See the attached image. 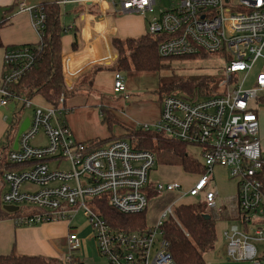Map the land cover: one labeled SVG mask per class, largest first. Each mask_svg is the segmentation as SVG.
<instances>
[{"label":"built area","instance_id":"obj_1","mask_svg":"<svg viewBox=\"0 0 264 264\" xmlns=\"http://www.w3.org/2000/svg\"><path fill=\"white\" fill-rule=\"evenodd\" d=\"M170 0L167 8L147 20V32L161 35L159 54L163 57L195 55L201 51L220 54L226 59L221 91L202 96L196 92L185 97L179 91L163 96L161 112L152 123H138L135 130L162 134L187 145L199 147L205 172L184 189L179 182L151 184L156 165L153 151L136 148L127 139H116L93 147L76 138L66 121L69 108L64 97L57 104L35 103L21 99L10 88L34 65L37 50L15 45L6 48L4 72L0 76V104L11 100L34 105L28 127L21 133L17 148L7 154L11 168L2 172L7 188L3 205L17 206L15 220L21 225L50 221H72L81 209L92 227L100 255L108 264H177L163 225L174 215V203L161 214L156 225L147 231H123L109 225L93 207V199L107 196L109 204L122 213H140L149 204L150 188L161 194L176 192L200 197L210 210L217 208L218 189L211 188L214 168H229L235 179L234 213L241 225L224 231L227 256L232 260L264 264L254 241H264V227L256 224L264 218V139L260 136L261 102L264 90V67L257 72L254 86L243 87L239 76L246 77L260 59L264 61V0ZM56 5L76 3L82 6L108 4L115 12H153L158 0H53ZM244 5L246 10H239ZM19 11H29L34 29L43 38L46 13L42 6L21 1ZM103 12L106 9L103 8ZM8 20V19H6ZM40 43V42H39ZM38 44V43H37ZM115 94L128 97L126 75L114 73ZM45 142L33 144L39 133ZM69 162L63 169L61 162ZM52 161V162H51ZM57 167H52L53 164ZM152 185V186H151ZM26 186V188H24ZM16 211V212H17ZM69 252L62 261L85 264L80 257L81 245L76 231L69 225Z\"/></svg>","mask_w":264,"mask_h":264},{"label":"trees","instance_id":"obj_2","mask_svg":"<svg viewBox=\"0 0 264 264\" xmlns=\"http://www.w3.org/2000/svg\"><path fill=\"white\" fill-rule=\"evenodd\" d=\"M46 13V27L43 38L38 44H22L30 46L37 50L36 59L31 70L21 77L17 82L11 85V89L21 99H33L41 96L47 103L57 104L61 97H64V105L68 96H74V88L67 87L64 75V53L62 46V37L67 32L66 25L62 21V7L54 2L41 3ZM13 9V6L7 8ZM5 22V21H4ZM3 24L0 23V26ZM161 35H151L146 32L138 37H113L111 39L112 47L117 54L111 65L97 66L92 72L84 74L77 82L81 90L79 93L88 94L94 89L93 76L98 70L111 68L116 71L126 72L135 70L137 72L159 71L167 67L164 59L174 57H163L159 54V43ZM2 41L0 38V46ZM15 46V45H14ZM73 50L78 49V40L75 34L72 43ZM213 55L201 51L195 55L180 56L199 57ZM160 87L157 91L159 95V106L161 112V103L163 96L179 91L183 96L188 97L196 94L202 96L212 93L207 90L212 87L215 80L210 76H201L198 78L174 77L170 82H164L160 78ZM264 104V96L260 98ZM101 119L107 123L111 129L116 119L113 112L104 104H100ZM160 115V113H159ZM16 122L19 123V116H16ZM15 122L12 123L10 131L13 130ZM126 128V127H125ZM8 131V143L0 146V165L11 168L7 161V154L11 149L13 142L12 134ZM136 138L134 142L133 139ZM116 139H127L136 148L147 149L158 154L161 163L165 165H179L189 173L201 174L205 172V166L199 160L194 159L187 151L188 145L174 140L162 134H155L150 131L125 129V132L119 136H113L109 139L88 140L93 147H100ZM264 174V170H263ZM264 179V177H263ZM158 193L150 188L148 192L149 201L156 197ZM93 207L98 214L113 228L123 231H147L153 226L146 223V211L140 213H122L113 208L107 196L96 197L92 201ZM148 208V207H147ZM31 210H28L29 212ZM26 211L8 212L0 202V218L14 217ZM207 215H210L207 217ZM164 235L170 243V252L177 264H207L205 253L212 250L217 241L216 219L213 213L209 211L205 201L195 203H184L175 207L174 215L169 216L163 225ZM0 264H67L61 259L46 257L43 255L20 254L13 250L8 254H0Z\"/></svg>","mask_w":264,"mask_h":264},{"label":"rangeland","instance_id":"obj_3","mask_svg":"<svg viewBox=\"0 0 264 264\" xmlns=\"http://www.w3.org/2000/svg\"><path fill=\"white\" fill-rule=\"evenodd\" d=\"M238 0H232V3L229 4L231 8L238 9L236 4ZM170 5V0H158V4L156 5L153 12H149L146 16L142 15L146 27H147V20L157 14H159L161 9L167 8ZM239 10H246V7L242 5ZM5 8L0 7V12L4 13ZM94 13L96 16H100V12L95 7ZM110 16H112L115 21L121 23L119 25H127L133 23L140 25L141 21L137 18H128L125 15H122L119 12H115L111 10L108 12ZM139 15L134 14L133 16ZM141 15V14H140ZM138 21V22H137ZM140 21V22H139ZM122 31V30H121ZM117 57V56H116ZM164 62L167 67H164L161 70L152 71V72H142L138 74V77L133 79L131 83V89H129L130 95L127 99L124 96H120L119 94H115L113 90V86L110 84L109 81H101V93L104 95V102H108L112 105H108V107L113 113L116 119V123L110 129L107 123H103L101 119V110L99 102L96 101V95L88 94L87 92H83L82 94L79 93L81 90L80 86L77 83H70L67 84V87L75 90L74 96H68L66 100V105L69 106L70 115H69V122L71 127L80 134L82 141H88L93 139H109L113 136H119L125 132V129H130L131 131L133 128H139L138 124L136 123H152V121L156 118L158 114V100L159 95L157 91L160 87V78L162 77L164 82H170L173 80L174 77H190V78H198L201 76H210L212 77L215 82L213 83L212 87H210L207 92L209 93H218L221 91V88L218 86V81L223 77L224 73V66L226 64V59L223 58L220 54H213L206 55V56H199V57H174V58H165ZM264 67L263 59H260L256 62L253 70L243 78L244 73H241L239 76V81L243 84V87L250 88L254 86L255 77L257 72ZM198 88L195 89V92H198ZM260 96H264V90L260 92ZM62 98V97H61ZM35 103L43 104V99L37 97ZM10 114L9 116V127L6 131V136L8 134L9 129L11 128L12 123L15 122L13 130L10 131L12 137L15 141L16 134L18 129L25 118H31L34 112V105L31 107L26 106L23 104L22 101L18 100H11L10 101ZM47 103V101H46ZM129 103L135 104L131 108H128L127 105ZM111 108H110V107ZM121 106H124L125 111H122ZM115 108V109H113ZM261 126H260V136L264 139V107L261 109ZM16 116H19V123L16 122ZM136 125V127H135ZM126 127V128H125ZM79 131H78V130ZM136 141V138L133 139ZM45 142V134L43 131L39 133L37 138L32 141L33 144L43 143ZM6 142L3 140L0 143V146L5 144ZM187 151L190 156L193 158L203 160V155L200 152L199 147L194 145H188ZM156 156V165L154 167L153 178L156 176L158 180L164 182H179L183 185L184 189H189L191 187V183L193 180V175L187 171H185L179 165H165L162 164L160 161V157L158 154L155 153ZM52 162V161H51ZM63 169L69 168V162L63 160L61 162ZM51 166L57 167L53 164ZM6 167L0 165V174ZM156 179V178H155ZM3 182L0 178V202H2V194L3 190L1 189ZM26 188V186L24 187ZM211 188L218 189L219 192V199L218 201L224 204H228L229 207L231 204L234 205V196L236 195V184L235 179H233L230 175V171L228 167L225 166H216L214 168V179L211 184ZM160 196V195H158ZM178 199V200H177ZM177 200L175 203L174 201ZM198 201H202L200 197H194L190 195H185L182 198L178 197L176 192H164L160 198L156 199L152 198L149 201L148 208L146 211V223L148 226H153L158 221V217L162 211H164L169 205L174 203L175 206L184 204V203H195ZM21 210H25L24 205H20ZM29 210V209H27ZM210 212H215L216 210L212 209ZM234 212V209H232ZM218 212V211H216ZM225 215V220L217 219L216 220V229H217V241L216 246L222 247L224 243V238L222 234V230L226 229L225 227L228 225L227 220L229 219ZM73 224V230H76L78 234L80 228L83 229L82 234L88 235L90 231L92 232V227L89 219L87 218L85 211L81 209L78 213L75 214V217L71 221ZM237 225H241L239 221H236ZM95 238L91 236L86 237L83 242L82 251L80 250L81 254L78 257L85 261V264H108L106 258L102 257L98 251L97 243ZM62 256L67 255L69 252L68 246V237L66 241H62ZM210 252V251H209Z\"/></svg>","mask_w":264,"mask_h":264},{"label":"crops","instance_id":"obj_4","mask_svg":"<svg viewBox=\"0 0 264 264\" xmlns=\"http://www.w3.org/2000/svg\"><path fill=\"white\" fill-rule=\"evenodd\" d=\"M23 0H0V7L5 8L4 13L0 12V23L3 24L0 26V38L2 41V45L0 46V76L4 72V54L7 47L14 45H22V44H37L40 42V36L37 31L34 29L32 24V17L29 11H19V4ZM27 5L29 6H39L41 3L45 2H53V0H25ZM10 6H13V9L8 10ZM62 7V21L66 25L67 32L62 37V46L64 53V75L66 84L77 83L83 77L84 74L92 72L97 66L101 65H111L113 60L116 58L117 54L112 47L111 39L113 37H138L147 32V27L142 20V15L133 16L137 13H121L122 15L127 16L128 18H137L141 21V24L138 25L133 23L127 25H119L118 21L108 14L109 11L113 10L112 7L108 4H103L102 6L97 5H88L82 6L76 3H69ZM95 7L100 12V16H96L94 12ZM106 9L105 12L102 10ZM120 14V13H119ZM8 19V20H6ZM5 21V22H4ZM139 21V22H140ZM138 22V21H137ZM122 30V31H121ZM75 34L78 40V49L73 50L72 43L74 41ZM142 72H137L135 70L126 72V84H127V92L128 97L132 94H129V89H131V83L133 79L138 77V74ZM94 81V89L92 95H96V101L108 106L112 105L108 102H104V95L101 93V81H109L113 86L114 81V70L111 68H106L102 70H98L94 73L93 76ZM36 96L33 98L35 100ZM127 97V98H128ZM126 98V99H127ZM43 103L46 101L43 99ZM10 102L7 105L0 104V143L4 140L7 144V136L6 131L9 127L8 121L10 114ZM133 105L129 103L127 105L128 108H131ZM159 105V101H158ZM110 107V106H109ZM67 108L69 106L67 105ZM111 108V107H110ZM122 111L124 112V106H121ZM71 109V108H69ZM115 109V108H113ZM70 111V110H69ZM160 106L158 109V114L156 118L152 121H156L159 117ZM114 114V113H113ZM68 112L66 116V121L70 125ZM138 123H136L137 125ZM135 125V127H136ZM71 127V125H70ZM73 134L77 139L82 141L80 134L77 133L71 127ZM131 129V128H130ZM136 128H133L135 130ZM78 130V129H77ZM79 131V130H78ZM123 134V133H122ZM121 134V135H122ZM3 144V145H5ZM264 144V142H263ZM1 145V146H3ZM12 147L14 146V141L12 142ZM11 147V148H12ZM154 169L152 170L151 176V184L154 185L156 182H164L157 179L155 176L153 178ZM193 175V180L191 186L197 180L198 174L191 173ZM0 178L3 182L2 190L3 193L7 188V184L3 181L2 173L0 174ZM156 178V179H155ZM151 185V186H152ZM170 192V191H166ZM164 193V192H163ZM158 194V195H162ZM157 196L159 199L160 196ZM156 199V197H153ZM234 198V205L231 204L230 207L228 204H224L218 201L219 192L217 197V208L214 210L218 212H213L214 218L225 220V215L229 219L227 220L228 225L225 227L226 229L222 230L224 243L222 247L219 245L214 246L210 252L205 253V259L207 264H251L249 261H238L232 260L227 256V241L224 237V231L229 230L232 225L236 224L235 219V209L236 203V195ZM152 199V198H151ZM150 199V200H151ZM163 212V211H162ZM161 212V214H162ZM161 214L158 217V221L161 217ZM157 221V222H158ZM156 222V224H157ZM155 224V225H156ZM69 225L72 227L73 224L68 221H50L44 222L40 224L34 225H21L16 223L14 217L0 218V254H8L13 250L17 251L20 254L27 255H43L46 257H54L58 259H63L65 255L62 256L63 250L60 245L61 242L67 240L69 234ZM154 226V225H153ZM255 226L264 227V218L259 219L256 224L249 225V229L252 230ZM76 231V230H74ZM80 235L78 237L80 239L81 251L84 239L86 237L93 238V232L90 231L88 235H84L83 229L80 228ZM254 244L257 247L259 255H264V241H254ZM81 254V252H80ZM83 260V259H81ZM85 263V261H84Z\"/></svg>","mask_w":264,"mask_h":264},{"label":"water","instance_id":"obj_5","mask_svg":"<svg viewBox=\"0 0 264 264\" xmlns=\"http://www.w3.org/2000/svg\"><path fill=\"white\" fill-rule=\"evenodd\" d=\"M30 123V118L27 117L24 119V121L22 122V124L20 125L19 129H18V132L16 134V137H15V141H14V149L17 148V145H18V140H19V137L21 135V133L28 127ZM3 208L8 211V212H16L18 210V207L17 206H6L4 205ZM210 215H207V217H209Z\"/></svg>","mask_w":264,"mask_h":264}]
</instances>
